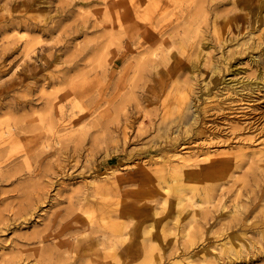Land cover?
Masks as SVG:
<instances>
[{
    "label": "rangeland",
    "instance_id": "rangeland-1",
    "mask_svg": "<svg viewBox=\"0 0 264 264\" xmlns=\"http://www.w3.org/2000/svg\"><path fill=\"white\" fill-rule=\"evenodd\" d=\"M257 10L0 0V264H264Z\"/></svg>",
    "mask_w": 264,
    "mask_h": 264
},
{
    "label": "bare ground",
    "instance_id": "bare-ground-1",
    "mask_svg": "<svg viewBox=\"0 0 264 264\" xmlns=\"http://www.w3.org/2000/svg\"><path fill=\"white\" fill-rule=\"evenodd\" d=\"M257 16H255V17H257V20L258 21H262V22H264V12H260L259 10H257ZM255 14V15H256ZM260 24V23H259ZM262 78H264V72H262ZM64 128V127H63ZM102 132V131H101ZM181 200V199H180ZM186 201V200H185ZM203 202V201H202ZM196 203V202H195ZM203 204V203H202ZM201 205V204H200ZM175 212V211H174ZM173 212V213H174ZM204 212V211H203ZM236 212V211H235ZM235 212H234V215H235ZM176 213V212H175ZM238 213V212H237ZM199 215V213H198V211L196 210V216L195 217H197ZM176 216V215H175ZM240 216V215H239ZM177 217V216H176ZM202 222V221H201ZM175 224V223H174ZM193 224V223H192ZM121 225V224H120ZM119 225V226H120ZM176 227V226H175ZM120 229V228H119ZM113 230V229H112ZM168 230V229H167ZM115 231V230H114ZM120 231V230H119ZM147 232V231H146ZM115 233H117V232H115ZM148 234V233H147ZM162 235V234H161ZM78 237H79V235H77ZM154 236H157L156 234L154 235ZM235 237V236H234ZM239 237V236H238ZM148 238V237H147ZM76 240V239H75ZM163 240V239H162ZM139 242V241H138ZM158 242V241H157ZM170 243V242H169ZM164 244V243H163ZM123 246V245H122ZM159 246V245H158ZM118 251H119V249H118ZM121 251H122V249H121ZM124 252V251H123ZM141 252V251H140ZM213 253V252H212ZM215 254V253H214ZM216 256V255H215ZM107 257V256H106ZM214 263V262H213Z\"/></svg>",
    "mask_w": 264,
    "mask_h": 264
}]
</instances>
